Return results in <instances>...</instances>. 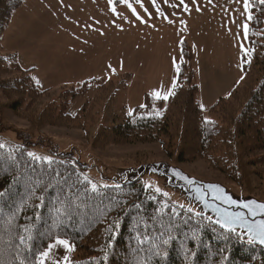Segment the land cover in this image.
Returning <instances> with one entry per match:
<instances>
[{
    "label": "trees",
    "instance_id": "obj_1",
    "mask_svg": "<svg viewBox=\"0 0 264 264\" xmlns=\"http://www.w3.org/2000/svg\"><path fill=\"white\" fill-rule=\"evenodd\" d=\"M24 1L0 0L2 111L36 129L79 128L96 149L156 143L175 161L203 160L243 192L264 199V0L251 1L242 75L211 105L213 118L203 112L187 61L179 65L166 104L150 95L132 112L113 98L125 80L41 90L2 46ZM183 44L184 58L191 60L193 52ZM88 94L70 113L73 100ZM0 145V264H39L41 252L58 239L71 247L66 264H264V246L173 201L151 181L97 183L68 152L49 146L39 152L37 143L13 141L3 131Z\"/></svg>",
    "mask_w": 264,
    "mask_h": 264
},
{
    "label": "rangeland",
    "instance_id": "obj_2",
    "mask_svg": "<svg viewBox=\"0 0 264 264\" xmlns=\"http://www.w3.org/2000/svg\"><path fill=\"white\" fill-rule=\"evenodd\" d=\"M74 2L76 0H25L12 14L2 35L4 52L16 56L18 63L23 69L29 70L41 90L59 91L63 87L79 86L91 80L94 86L106 79L125 80V84L114 92L113 98L127 112L144 104L150 95L159 99L168 95L166 100L163 99L166 104L177 79L179 65L187 61L193 66L194 57L186 60L183 55V42L188 44L194 55L197 53L192 33L187 32L183 24L178 27L183 30L180 34L181 43H178L179 35L173 34L176 49L169 46L170 53L121 51L119 44L107 41V35L102 31V12L98 10L102 8L106 11V0L101 5H89L91 15L88 13V17L84 9L87 4L84 2L76 8ZM246 50L244 48L239 53L240 62ZM241 75L240 71L238 79ZM214 84L210 82L202 85L197 97L207 118L215 117L210 107L220 94L227 93L210 89ZM0 95L5 101L1 90ZM88 96H78L73 100L69 112L77 113ZM0 131L13 141L18 139L37 143L39 148L36 150L39 152H43L40 147L44 146L61 152L75 151V156L81 157L83 161H89L94 156L114 167H136L148 162L169 161L194 177L221 182L239 193L243 192L211 170L205 161L177 162L156 143L112 145L106 149H96L79 128L53 125L43 129L32 128L28 120L6 108L3 111L0 109ZM88 175L97 183H107L96 170L89 169ZM144 181H151L173 201L183 204L177 194L166 192L152 178L147 177Z\"/></svg>",
    "mask_w": 264,
    "mask_h": 264
},
{
    "label": "crops",
    "instance_id": "obj_3",
    "mask_svg": "<svg viewBox=\"0 0 264 264\" xmlns=\"http://www.w3.org/2000/svg\"><path fill=\"white\" fill-rule=\"evenodd\" d=\"M251 1L245 7V0H106V11H98L102 12L105 39L119 44L121 51L133 53H170L169 46L176 49L173 34L179 35L181 43L183 30L178 27L183 24L194 36L193 68L200 91L202 85L213 82L210 89L227 91L220 94L224 96L242 73L239 53L248 46ZM84 2L88 17L89 5H101L104 0H76L73 4L77 8ZM58 240L48 249L43 264H66L71 247Z\"/></svg>",
    "mask_w": 264,
    "mask_h": 264
},
{
    "label": "water",
    "instance_id": "obj_4",
    "mask_svg": "<svg viewBox=\"0 0 264 264\" xmlns=\"http://www.w3.org/2000/svg\"><path fill=\"white\" fill-rule=\"evenodd\" d=\"M75 153L68 152L73 156ZM77 161L83 167L96 170L103 181L116 186L152 178L163 190L177 194L184 205L196 209L201 216L210 218L225 230L241 232L251 242L264 246L259 239V225L264 222V209L257 207L264 204V199L245 192L239 193L221 182L199 179L169 161L148 162L136 167L110 166L94 156L89 161L78 157ZM245 204L249 207H244ZM229 217L234 222L222 226Z\"/></svg>",
    "mask_w": 264,
    "mask_h": 264
},
{
    "label": "snow or ice",
    "instance_id": "obj_5",
    "mask_svg": "<svg viewBox=\"0 0 264 264\" xmlns=\"http://www.w3.org/2000/svg\"><path fill=\"white\" fill-rule=\"evenodd\" d=\"M138 2H140V0H138ZM247 2H248V0H245V7H247ZM181 3H183V0H181ZM133 11L135 12V9H133ZM156 95L159 96L160 94L156 93ZM162 98L166 100L168 98V95H164ZM0 147H3V145H0ZM29 155H33V154L30 153ZM93 187H95V185H93ZM0 195H3V194L0 193ZM232 203H235V202L232 201ZM253 203H255V202H253ZM244 207L247 208L249 206L247 204H245ZM257 207L260 209H264V204L257 205ZM250 211H252L253 213L255 212L254 209H250ZM232 222H234V221L232 220L231 217H229L228 219H226L223 222L222 226H229ZM218 223H219V221H218ZM259 239H260L261 243H264V222H261V224L259 225ZM57 243L58 244H64V245L67 244L66 241H62V240H58ZM52 247H53L52 245H49V249H51ZM48 255H49V252H47V251L41 252L42 257H47ZM39 264H43V260H41L39 262Z\"/></svg>",
    "mask_w": 264,
    "mask_h": 264
}]
</instances>
